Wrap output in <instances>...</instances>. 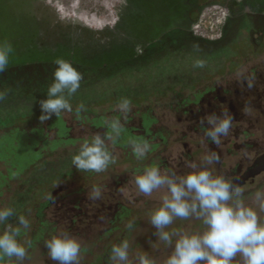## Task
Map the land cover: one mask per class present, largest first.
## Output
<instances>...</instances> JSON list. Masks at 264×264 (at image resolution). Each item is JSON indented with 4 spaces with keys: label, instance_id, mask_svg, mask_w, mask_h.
<instances>
[{
    "label": "flooded vegetation",
    "instance_id": "1",
    "mask_svg": "<svg viewBox=\"0 0 264 264\" xmlns=\"http://www.w3.org/2000/svg\"><path fill=\"white\" fill-rule=\"evenodd\" d=\"M81 3L82 12L77 16L80 8L74 6L73 10H68L64 3L0 0V41L9 42L13 48L8 68L0 73L4 78L0 87L6 92L14 90V95L22 101L33 100L40 104L47 99L57 59L71 61L82 73L80 87H99L101 80L121 68L145 62L153 55L184 51L188 44L207 49L230 48L232 55L223 61L221 69L190 76V82L170 83L161 95L155 90L139 103L131 102L126 120L123 114L112 109L119 103L113 102V97L110 103L97 102V99L88 102L84 106L92 110L88 114L80 108L78 100H69V103L78 106L75 109L78 120L89 123L93 133L104 135L108 131L106 123L121 118L123 130L119 137H114V142L111 141L119 158L98 174L127 165L126 170L136 175L138 170L153 164L166 173L171 171V155L176 156L177 164H183L192 159L193 154H198L203 165L205 157L215 152L219 162L208 166L214 176H224L235 183L248 172L260 169L259 174L250 176L239 186L242 198L252 192L257 181L264 178V0H116L112 7L104 0H83ZM211 7L224 13L221 34L215 40L195 33L202 12ZM99 16L104 18L99 19ZM57 37H73L77 45L72 42L71 48H58L57 51L48 47L50 44L44 47V40ZM96 104L102 107L100 112L90 108ZM224 110L233 116V126L217 146L204 136L203 128L207 125H201L200 121L212 113L222 115ZM41 114L40 110L36 117L19 126L27 144H35L40 154L32 165L39 167L47 162L45 154L51 144L53 148L71 144L70 149L56 158L60 168L65 167L61 163L67 161L69 153H78L79 146L74 144L77 139L69 136L71 129L61 114L52 119L46 132L39 126L32 127ZM3 131L4 136L13 132L12 129ZM52 134H55L53 138ZM92 136L90 133L89 139ZM144 141L149 143L150 151L144 158L137 159L133 155L132 142ZM165 154L169 156L164 157ZM67 166H72L71 170H67ZM12 169L15 170L13 175L20 171L15 166ZM65 169L66 176L58 178L57 182L74 183L80 175L83 185L92 182L94 171L78 170L72 160ZM82 192L81 188L76 194ZM100 197L93 204L85 198L71 203L75 228L94 220L90 223L91 232L97 233L100 218L113 207L107 202H116L117 211L107 234L134 228L136 222L130 221L134 209L130 205L119 201L115 193L108 199L104 195ZM55 201V197H50L41 205V212ZM80 216L84 221L77 220Z\"/></svg>",
    "mask_w": 264,
    "mask_h": 264
},
{
    "label": "rangeland",
    "instance_id": "2",
    "mask_svg": "<svg viewBox=\"0 0 264 264\" xmlns=\"http://www.w3.org/2000/svg\"><path fill=\"white\" fill-rule=\"evenodd\" d=\"M82 1L47 0L52 5H62L64 3L68 10H73L72 7L74 6L77 9L80 8L77 10V16L82 12L80 6ZM104 1L108 7H112L116 2V0ZM60 16L65 19H76L73 16H71L72 18L67 15ZM91 16H94V14H91ZM98 18L104 17L99 16ZM223 21V11L216 7L205 9L195 25V33L197 36L208 40L218 39ZM74 40L76 39L73 37L70 39L57 37L44 40L43 44L44 47L50 44L48 47L57 51L58 48L60 50L71 48L73 43L77 45ZM188 45L184 51L153 55L145 62L121 68L101 80L102 85L100 82L99 87L92 85L80 87L69 100H78L79 106L82 105V109H85L84 112H87V114L92 110L84 106L93 99H97V102L110 103L111 97H113V102H120L121 99L130 97L136 98L133 101L131 99V102L137 104L140 100H143L142 98L148 97L155 90L158 95H161V91L163 92L170 83L190 82V76L193 77L214 69H221L223 61L232 55L230 48L207 49ZM197 60L205 62L203 68L194 67ZM133 84L136 85L133 86ZM0 92L6 93L5 98L0 101V138L4 136L5 132L3 130L12 129L13 131L12 135H6L0 139V208L11 207L14 209V215L9 218L7 223L17 226L18 217L23 215L28 219L30 225L28 229L21 230V235L18 238L27 249L26 258L22 262H15V258H13L14 264H56L48 256L45 241L57 232H67L78 238L82 246L80 264H113L109 259L111 249L113 245H117L125 239L128 240L130 245L129 264H136V257L145 253L155 260L156 264H164L173 251L177 237H173L172 245H166L163 241H160L155 234L157 230L151 225L150 214L160 206L163 197L168 195L167 187H161L154 190L150 196H145L135 184V174L126 170L127 165H119L114 171L102 175L93 172L92 182L86 185H83L82 180H80L81 175L76 178L74 183L57 182L58 178L66 176L65 167L76 154L69 153L67 161L64 160V163H61L65 167L61 168L56 158L60 157L67 149H70L71 144H64L60 148H53L51 144L47 148V154H45L47 155V162H42L39 167L32 165L40 157V154L36 152L35 144H27L25 135L19 131V126L26 124L39 114L40 104L35 103L33 100L22 101L17 95H14L15 92L12 89L6 92L1 88ZM71 107V111L64 110L60 114L71 129L69 136L72 139H77V142L74 143L75 146H80L84 139H89L90 133L92 135L95 133H93L94 129L90 128L89 123L78 120L75 112L78 106L71 104ZM90 108L95 109L97 112L102 109L98 104L92 105ZM112 109L115 112L118 111L117 106ZM55 116L53 114L49 120L43 122L39 119L37 122L32 123V127L39 126V129L46 132L49 130L51 121ZM99 134L103 136L102 132ZM54 136L55 134H52L50 137L53 138ZM18 141L20 144L16 145ZM108 147L110 151H114L113 157L116 161L119 155L112 146L111 141L108 142ZM168 156L167 154L164 155V157ZM199 159L198 154H193V158L189 161L177 164L176 156L171 155L169 159L172 162L169 165L171 172L177 175H185L192 171L188 167L189 163L201 165L202 162ZM14 166L18 167L20 171H18V174L13 175L15 170L12 167ZM71 168L72 166H67V170H71ZM161 171L164 172L162 169ZM10 177H12L11 180ZM94 187H99L101 195H104L106 199L111 193H115L117 197H120L119 201H125L126 205H130L134 209V213L130 218V221L136 222L134 228L130 230L122 229L111 234L106 233L113 215L117 212L116 202H110V204L107 202V205L113 207L100 218V230L97 233L91 232L92 224L90 223L94 220H88L80 228L73 226L71 203H77L78 200L84 198L91 201V204L96 203L98 199L93 200L90 198ZM81 188L84 190L83 194L77 195V190ZM257 193L264 195V178L258 180L253 191L243 198L245 205L252 207L257 212L260 222L264 223V209L261 208V203H264V200L257 199ZM81 195L84 196L81 198ZM52 196L55 197V203L41 212V205L45 204ZM103 200L106 202L105 198ZM82 204L84 203L82 202ZM80 217L77 220L84 221L83 216ZM5 227V224H0V234L3 233ZM173 230L177 233L191 234L204 231L205 226L201 220L194 217L188 219L175 218L173 223L165 229V231L170 232ZM233 264H243V258L237 254Z\"/></svg>",
    "mask_w": 264,
    "mask_h": 264
},
{
    "label": "clouds",
    "instance_id": "3",
    "mask_svg": "<svg viewBox=\"0 0 264 264\" xmlns=\"http://www.w3.org/2000/svg\"><path fill=\"white\" fill-rule=\"evenodd\" d=\"M12 45L0 41V73L6 71ZM53 80L47 90V99L40 101V121H47L53 114L57 117L64 110L71 111L69 98L80 89L83 75L71 61L57 59L55 61ZM205 62L197 60L194 67L203 68ZM252 85L249 84V87ZM6 93L0 92V101ZM83 106L81 105L80 108ZM123 119L131 112V100L123 98L117 105ZM233 116L224 110L222 115L212 113L201 119L204 136L219 146L221 138L229 135L233 126ZM108 131L102 136L95 133L90 139H84L78 153L72 157V165L85 172L105 171L114 163V157L109 150L108 142H114L119 137L123 125L117 117L106 123ZM133 155L137 159L144 158L150 151L147 141L132 142ZM219 162V155L211 152L205 157L203 165L189 163L192 169L185 175H177L167 171L162 173L158 165H151L138 170L135 184L145 196H150L154 190L166 186L168 195L162 203L150 214L151 225L157 230L160 241L174 248L164 264H233L239 254L243 264H264V223L260 222L257 212L246 206L242 198V190L224 176H214L209 165ZM101 189L94 187L90 198L99 199ZM257 199L264 200V195L256 194ZM264 209V203H261ZM14 215L11 207L0 208V224H5V230L0 234V264H14L26 258L27 249L18 239L22 229L29 228L25 216L18 217L17 226L7 223ZM194 217L201 220L205 230L196 233H177L165 231L175 218L188 219ZM132 225L130 224L129 227ZM45 247L50 259L56 264H80L82 246L78 238L67 232L51 235L45 241ZM129 242L122 240L113 245L109 259L113 264H129ZM136 264H156L149 255L141 254L136 257Z\"/></svg>",
    "mask_w": 264,
    "mask_h": 264
},
{
    "label": "water",
    "instance_id": "4",
    "mask_svg": "<svg viewBox=\"0 0 264 264\" xmlns=\"http://www.w3.org/2000/svg\"><path fill=\"white\" fill-rule=\"evenodd\" d=\"M259 172H260V169H258L256 171H253V172H248L243 178H241L240 180L236 181L234 184H236L237 186H241L245 182V180L247 178H249L250 176L254 177L257 174H259Z\"/></svg>",
    "mask_w": 264,
    "mask_h": 264
},
{
    "label": "trees",
    "instance_id": "5",
    "mask_svg": "<svg viewBox=\"0 0 264 264\" xmlns=\"http://www.w3.org/2000/svg\"><path fill=\"white\" fill-rule=\"evenodd\" d=\"M0 82H4V78L0 75Z\"/></svg>",
    "mask_w": 264,
    "mask_h": 264
}]
</instances>
